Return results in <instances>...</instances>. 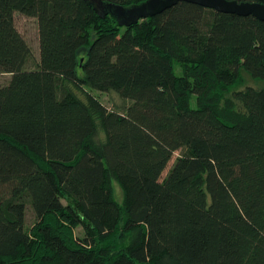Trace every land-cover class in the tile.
Segmentation results:
<instances>
[{
  "label": "trees",
  "instance_id": "obj_1",
  "mask_svg": "<svg viewBox=\"0 0 264 264\" xmlns=\"http://www.w3.org/2000/svg\"><path fill=\"white\" fill-rule=\"evenodd\" d=\"M242 71L264 82L252 16L179 2L118 27L85 0H0V264H264V87Z\"/></svg>",
  "mask_w": 264,
  "mask_h": 264
},
{
  "label": "water",
  "instance_id": "obj_2",
  "mask_svg": "<svg viewBox=\"0 0 264 264\" xmlns=\"http://www.w3.org/2000/svg\"><path fill=\"white\" fill-rule=\"evenodd\" d=\"M85 1L92 6L94 12L100 18L103 19L105 16L110 15L116 21L118 27L133 26L143 19L162 13L179 2L195 4L220 13L252 16L264 22V0L240 3L235 0H145L127 7L104 3L102 0Z\"/></svg>",
  "mask_w": 264,
  "mask_h": 264
},
{
  "label": "rangeland",
  "instance_id": "obj_3",
  "mask_svg": "<svg viewBox=\"0 0 264 264\" xmlns=\"http://www.w3.org/2000/svg\"><path fill=\"white\" fill-rule=\"evenodd\" d=\"M15 24L18 29V31L21 33L23 38L26 40L27 44L30 47L31 50V59L27 62L26 68L27 69H32L35 67V64L38 62L39 59V51H38V34H37V25H36V20L33 18L25 17L19 14L15 15ZM179 69L176 67L175 68V73L178 74ZM240 78H241V85H250L253 87H264V82L253 80L252 78L249 77L248 74L245 72L240 73ZM9 76L8 75H3L0 74V85H3L7 82ZM241 86V87H243ZM92 94L98 98V100L107 108V109H114L115 105H120L124 106L127 105L128 101L126 100H121L114 94H107L104 92H99V91H92ZM191 105H194V100L191 101ZM180 152H175L168 162L165 170L163 171L161 175V179L165 177L167 174L169 168L173 164L175 158L179 156ZM114 197L115 199L120 202L121 201V193L120 190L118 189L117 186L114 187ZM34 214L32 212V209L30 207V204H26L25 208V220H24V225L25 228H30L32 224L34 223ZM74 234L77 237L82 236V230L81 228H76L74 230Z\"/></svg>",
  "mask_w": 264,
  "mask_h": 264
}]
</instances>
